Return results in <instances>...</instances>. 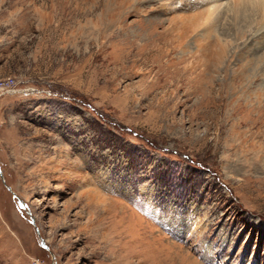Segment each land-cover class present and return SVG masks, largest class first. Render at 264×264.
<instances>
[{"label":"rangeland","instance_id":"rangeland-1","mask_svg":"<svg viewBox=\"0 0 264 264\" xmlns=\"http://www.w3.org/2000/svg\"><path fill=\"white\" fill-rule=\"evenodd\" d=\"M259 7L0 0V264H264Z\"/></svg>","mask_w":264,"mask_h":264},{"label":"bare ground","instance_id":"bare-ground-1","mask_svg":"<svg viewBox=\"0 0 264 264\" xmlns=\"http://www.w3.org/2000/svg\"><path fill=\"white\" fill-rule=\"evenodd\" d=\"M242 2H244V3H248V1L249 2H251L252 4H254V5H256V6H260L261 8L264 6V3H262V2H264V0H241ZM78 7V6H77ZM259 7V8H260ZM119 8V7H118ZM118 8H116V9H113V10H111L112 12H114V11H116ZM106 9V8H105ZM263 9V8H262ZM211 14V13H210ZM196 15V14H195ZM197 15H199V14H197ZM198 17V16H197ZM203 17V16H202ZM210 17H211V15H207V17H205V18H207V23H206V30H205V32L204 33H202V34H200V33H198L196 36H195V40H194V38H193V40L196 42V46H197V48L199 49V48H202L201 46H203V45H201V40H207V41H209L210 40V38H211V32L213 31V29L215 28L214 26L215 25H213L211 22H209L210 20ZM109 19V18H108ZM183 19H184V17H183ZM114 19L111 17V19H110V23L113 21ZM183 22L185 21V20H182ZM114 22V21H113ZM112 22V23H113ZM182 23V22H181ZM187 24V23H186ZM205 24V23H204ZM200 25V24H199ZM181 26H183V25H181ZM195 26V25H194ZM198 26V25H197ZM202 27H204V26H202ZM188 28V27H187ZM198 28V27H197ZM189 29V28H188ZM201 29V28H200ZM190 30H191V28H190ZM191 31H193V33L195 34V33H197V32H194V30H191ZM190 31V32H191ZM174 32V31H173ZM201 32V31H200ZM238 34V33H237ZM190 36V34L188 33V30H186V27L185 26H183L182 28H180L179 27V33H178V36H176L174 39V43H176V46L174 47L175 49H178V47H179V49H181V50H183V52H185V50H186V43L188 42V37ZM200 42V43H199ZM216 44H218L219 45V43H216ZM220 45H221V43H220ZM213 46V45H212ZM217 46V45H216ZM206 49V48H205ZM169 53H170V51H168ZM216 53V52H215ZM184 55V54H183ZM177 56H175V58H176ZM183 57L184 56H180V59H183ZM180 61H182V60H180ZM206 66L207 67H205L203 70H201V71H199L197 74H196V76L194 77V80L193 79H191V78H193V77H190L189 79L190 80H192V81H195V84L197 83L198 84V88L199 89H205V88H210L211 86H212V80H213V78L211 79L210 77V70H209V68H210V66L209 65H207L206 64ZM188 68V66H186L184 69H185V71H186V69ZM189 70L191 71V73H193L194 71H193V67L191 68H189ZM187 72V71H186ZM190 73V72H189ZM194 74V73H193ZM185 75L187 76L188 74L187 73H185ZM214 81V80H213ZM234 85V84H233ZM225 86H226V84H225ZM234 89V88H233ZM236 126V125H235ZM236 133V132H235ZM245 133V136L247 137L248 136V134H246V131L244 132ZM234 134V133H233ZM240 134V133H239ZM244 135V134H243ZM250 136V135H249ZM241 137V136H240ZM256 143H254V145H255ZM257 147H258V145H257ZM254 148V147H253ZM261 149H263V148H261ZM240 151V150H239ZM247 153V152H246ZM260 157V156H259Z\"/></svg>","mask_w":264,"mask_h":264},{"label":"built area","instance_id":"built-area-1","mask_svg":"<svg viewBox=\"0 0 264 264\" xmlns=\"http://www.w3.org/2000/svg\"><path fill=\"white\" fill-rule=\"evenodd\" d=\"M15 86V83H14V85H12V87L8 90V92H10V91H16V88L14 87ZM0 92H2V88H1V90H0Z\"/></svg>","mask_w":264,"mask_h":264},{"label":"water","instance_id":"water-1","mask_svg":"<svg viewBox=\"0 0 264 264\" xmlns=\"http://www.w3.org/2000/svg\"><path fill=\"white\" fill-rule=\"evenodd\" d=\"M9 189H10V187H9Z\"/></svg>","mask_w":264,"mask_h":264}]
</instances>
